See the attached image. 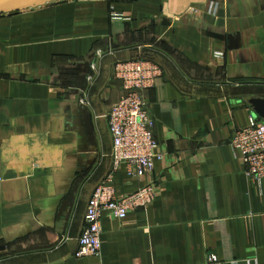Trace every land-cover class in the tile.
Segmentation results:
<instances>
[{
	"label": "crops",
	"instance_id": "1",
	"mask_svg": "<svg viewBox=\"0 0 264 264\" xmlns=\"http://www.w3.org/2000/svg\"><path fill=\"white\" fill-rule=\"evenodd\" d=\"M135 59L162 68L146 101L166 158L143 178L122 166L115 186L123 197L155 184L157 197L104 215L101 254L78 259L89 200L113 170L115 65ZM253 99L264 0H53L0 15V264H264V180L231 145Z\"/></svg>",
	"mask_w": 264,
	"mask_h": 264
},
{
	"label": "built area",
	"instance_id": "2",
	"mask_svg": "<svg viewBox=\"0 0 264 264\" xmlns=\"http://www.w3.org/2000/svg\"><path fill=\"white\" fill-rule=\"evenodd\" d=\"M96 70L95 66L91 67ZM115 77L123 87V95L115 102L107 120L113 142V170L96 188L89 200L85 215V227L79 238L75 257H97L102 249L104 215L124 220L135 209L145 208L157 197V186L149 184L139 191L120 197L115 186V174L126 166L130 177L143 178L152 173L156 161H164L165 152L156 140L155 121L146 101V94L156 86L163 75L159 64L145 59L118 62ZM94 76H89L92 81ZM82 103L85 99L81 100ZM246 166L247 175L257 182L264 180V121L251 117L248 124L237 129L232 143ZM206 264H224L212 254Z\"/></svg>",
	"mask_w": 264,
	"mask_h": 264
},
{
	"label": "water",
	"instance_id": "3",
	"mask_svg": "<svg viewBox=\"0 0 264 264\" xmlns=\"http://www.w3.org/2000/svg\"><path fill=\"white\" fill-rule=\"evenodd\" d=\"M53 0H0V15L23 12L45 6ZM253 110V117L264 121V100L249 101Z\"/></svg>",
	"mask_w": 264,
	"mask_h": 264
}]
</instances>
